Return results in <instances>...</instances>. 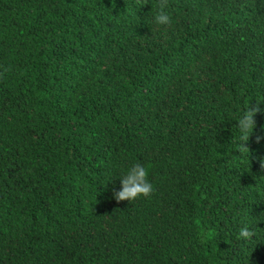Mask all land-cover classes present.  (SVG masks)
<instances>
[{
    "label": "trees",
    "instance_id": "16d2710c",
    "mask_svg": "<svg viewBox=\"0 0 264 264\" xmlns=\"http://www.w3.org/2000/svg\"><path fill=\"white\" fill-rule=\"evenodd\" d=\"M158 5L0 0V264H264V0Z\"/></svg>",
    "mask_w": 264,
    "mask_h": 264
},
{
    "label": "clouds",
    "instance_id": "9594fccd",
    "mask_svg": "<svg viewBox=\"0 0 264 264\" xmlns=\"http://www.w3.org/2000/svg\"><path fill=\"white\" fill-rule=\"evenodd\" d=\"M168 0H159V11L156 12L154 22L157 26H169L171 24L170 15L164 11L167 7ZM264 100H257L256 106H252L251 103L245 106L242 113L236 120V128L239 132V146L237 151L240 153H250L251 149L247 146L252 134L257 127V121L254 119L257 113L264 112V109L260 108V102ZM261 132L264 133V125H261ZM264 140V135L256 136V143H260ZM260 168L264 169V158L260 159ZM148 169L141 163L133 164L119 180L121 182V188L117 192L113 190L114 199L117 203L121 201H134L139 197H149L153 192V185L148 180ZM255 237V232L251 231L248 227H243L238 233V239H252Z\"/></svg>",
    "mask_w": 264,
    "mask_h": 264
}]
</instances>
